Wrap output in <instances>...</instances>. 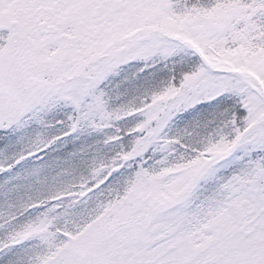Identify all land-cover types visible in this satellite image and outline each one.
I'll return each mask as SVG.
<instances>
[{"label":"snow or ice","instance_id":"1","mask_svg":"<svg viewBox=\"0 0 264 264\" xmlns=\"http://www.w3.org/2000/svg\"><path fill=\"white\" fill-rule=\"evenodd\" d=\"M0 264H264V0H0Z\"/></svg>","mask_w":264,"mask_h":264}]
</instances>
